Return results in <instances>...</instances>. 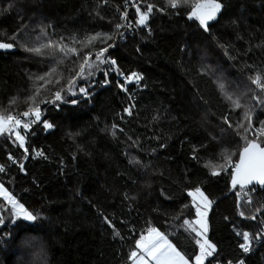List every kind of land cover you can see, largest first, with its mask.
Instances as JSON below:
<instances>
[{"label": "trees", "instance_id": "obj_1", "mask_svg": "<svg viewBox=\"0 0 264 264\" xmlns=\"http://www.w3.org/2000/svg\"><path fill=\"white\" fill-rule=\"evenodd\" d=\"M218 2L219 17L205 29L192 13L211 0L176 7L169 0H0V43L13 44L0 49V115L40 110L19 131L23 147L0 136V184L37 215L26 222L0 199L10 230L0 264H131L149 228L194 264L199 237L183 221L196 218L189 197L196 189L210 202L206 238L215 245L204 264H264V243L249 256L241 247L242 233L255 236L264 226V187L246 204L243 192L260 185L232 186L247 143L264 147L256 135L264 90L252 83L257 75L264 83V0ZM133 4V34L115 38L119 9ZM147 5L148 32L137 23ZM41 45L50 46L27 50ZM107 45L108 62L99 63L95 54ZM89 52L94 67L81 77ZM113 60L119 73L143 76L131 114L113 77L99 86ZM57 91L61 101L53 103ZM245 111L247 133L237 127L247 125Z\"/></svg>", "mask_w": 264, "mask_h": 264}, {"label": "snow or ice", "instance_id": "obj_2", "mask_svg": "<svg viewBox=\"0 0 264 264\" xmlns=\"http://www.w3.org/2000/svg\"><path fill=\"white\" fill-rule=\"evenodd\" d=\"M179 0H169V3L172 7H176ZM201 5H197L196 9H194L192 15L196 16L200 24L207 29V21L212 20L215 18L216 14L220 12L222 5L218 2V0H211V3L206 6V10L201 12L199 9ZM153 6L147 5V9L145 12H141L137 23L139 25H146L148 20L149 14L152 12ZM139 12V8H137ZM121 27V25H117V28ZM100 38V34L97 36L91 37L89 42L92 40H96ZM110 38V37H108ZM50 45H41L40 47H31L28 48V51L40 54L43 47H49ZM13 44L11 43H0V48L9 49L12 48ZM112 47V45H107L106 47L100 49L95 54L96 61L99 63H106L108 62L106 58H104V53L108 51V48ZM59 51L67 55L69 52L77 54L76 48H67L66 46L59 47ZM92 53L89 52L84 58L83 62L80 64V71L78 73L79 76H83L85 67L92 68L94 64L91 61ZM112 64H115V61H111ZM98 66V65H96ZM90 74V73H89ZM135 78L137 81L141 79V77L135 73L132 74V77L128 79ZM40 79H43L41 77ZM252 83L257 85L258 88L264 90V83H261V76L257 75L254 79H252ZM123 87V85H122ZM223 87V85H221ZM80 92L87 94L85 88H80ZM61 99V93L57 91L55 93V101ZM229 100H232L235 107L240 108L241 104L239 102V98L233 99L232 96L228 97ZM75 103V101H73ZM264 103V101H262ZM129 114H131L130 110ZM30 115H34L35 118L38 120L40 118V110L39 107L34 109H30L29 111H25L23 113V117H29ZM244 117L247 120V125L239 124L237 125L238 128H244L245 133L252 129L251 123V113L249 111H245ZM34 123L35 121H30ZM46 128L52 127L51 124L45 122L44 125ZM12 127H23L27 129L29 127V123H21V119L17 117H13L11 115L5 117L0 115V132L8 131ZM257 138L264 136V127L256 130ZM16 138L20 141V146H24V137L20 134L19 131L15 132ZM37 155H42V153H37ZM230 161V157L227 158ZM23 167V165H21ZM213 168V175H218L219 171L217 170V166L212 165ZM221 169L224 168V165L219 166ZM4 168L0 167V172H3ZM252 180H256L261 184H264V147H261L259 143L256 142L255 139L251 140L245 146L243 153H241L240 163L235 165V173L232 178V185L235 187L237 184H240L242 187L244 184L250 183ZM0 194L3 195L4 199L8 201L9 204L12 206V210L15 212L17 216H22L23 219L27 221H36L37 215H34L31 212L24 210L22 205H19L15 199L3 188V185L0 184ZM190 195L199 196L201 203L205 209L209 206L210 202L208 201L207 197L204 196L203 192L200 189L196 190V193H190ZM206 211H200L199 205H197V216L199 219L196 221V224L200 226V229H197L192 225L191 222L188 220H184L183 224L187 225L191 231H193L197 237H201L202 239H197L196 243L200 246V255L196 256L195 264H204L205 257L212 256L215 252V245L211 244L206 236L205 233L207 231V225L204 222V217L206 216ZM243 215V213H241ZM255 219V217H252ZM0 223H3V220L0 219ZM148 236H141L139 240L136 241V251H132L130 255V259L133 260L134 264H150V262H154V264H189L188 260L182 255L179 251L176 250L175 247L170 244L167 239L158 232L155 228L148 229ZM243 240L245 244H242L241 247L244 249L245 252L249 251V247L247 246L250 243V235L247 232L242 233ZM155 237V239H153ZM161 242H163L164 247L161 248ZM242 264V262H241Z\"/></svg>", "mask_w": 264, "mask_h": 264}, {"label": "built area", "instance_id": "obj_3", "mask_svg": "<svg viewBox=\"0 0 264 264\" xmlns=\"http://www.w3.org/2000/svg\"><path fill=\"white\" fill-rule=\"evenodd\" d=\"M132 7H134V4L131 5V6H126L124 8H121L119 9V12H118V19H119V25H121V27L117 28V33H116V36L115 38H120V37H123L124 35H132L133 34V19L131 18V13H130V10L132 9ZM145 30L148 32L149 31V28L147 26H144ZM113 77L114 80L116 81V85H117V88L121 91V92H124L125 94H127V97L130 101V103L128 104L127 106V109H131L133 104H132V100H133V96L136 94V92L140 91V90H143L145 88V86L143 85V76H140L141 79L139 81H137L134 77L132 78L129 86H131V91L130 93H126V88L128 87L126 85V82L128 80L129 77H132V76H129L128 74L126 73H119L118 72V69L116 67L115 64H112L111 62H109L105 68V71H104V80H102V82H100L99 86L101 87H106L110 84V78ZM123 85V87H122ZM81 96L83 97V99H87L89 98L90 96L85 94V93H82L81 92ZM61 101V100H59ZM24 113V112H23ZM23 113L17 115V116H14V117H17V118H20L21 119V123H29V127L27 129H24L23 127H19V128H16V127H12L10 130L8 131H4L2 134L4 135H7L9 137H11L12 139L16 140V141H19L16 136L14 135L16 131H24V130H28L30 128V125L32 124L30 121H33L34 118H33V115H30L29 117H23ZM11 144L13 146H15L13 144V141L10 140ZM10 161L12 163H15V159L10 157ZM264 186H255L253 188H250V190H246L243 192V195H245V198H244V201L246 204H251V197L250 195L251 194H254L256 192V190L259 188H263ZM10 230L7 229L5 227V224L3 223H0V245L6 241L7 239L10 238ZM250 243L247 245L249 247V251L245 252L244 249L242 248V251L244 253V255L246 256H249L251 255L254 251L258 250L261 245L264 243V226H262V228L258 231L257 234H255V236H252L250 233ZM244 244H245V241H244ZM242 261L238 262L237 264H241Z\"/></svg>", "mask_w": 264, "mask_h": 264}, {"label": "rangeland", "instance_id": "obj_4", "mask_svg": "<svg viewBox=\"0 0 264 264\" xmlns=\"http://www.w3.org/2000/svg\"><path fill=\"white\" fill-rule=\"evenodd\" d=\"M137 4H134V7L136 6ZM134 7H132V8H134ZM81 93V92H80ZM33 118H34V115H33ZM2 133L3 132H0V136L2 135ZM15 135V134H14ZM10 140H12L13 141V144L15 145V146H20V141H16V140H14V139H12L11 137H10ZM197 190V189H196ZM196 190H193V191H190L189 192V197H190V199H191V204L193 205V207H194V209H195V213H196V218H195V220H194V222H193V226L194 227H196L197 229H200V226L198 225V224H196V221L199 219V217L197 216V205H199V207H200V211H206V213L208 214V209H209V207H210V204H209V206L207 207V209H205L204 208V206H203V203H201V201H200V197L197 195V196H193V195H190V193H196ZM201 191V190H200ZM0 199L1 200H3L7 205H9L10 207H11V209H12V206H11V204H9L8 203V201L7 200H5L4 199V197H3V195L2 194H0ZM14 199V198H13ZM17 202V201H16ZM18 203V202H17ZM19 204V203H18ZM20 205V204H19ZM25 210V209H24ZM14 212V211H13ZM15 213V212H14ZM207 214H206V216L203 218L204 219V222L206 223V225H207ZM16 215V214H15ZM17 216V215H16ZM19 218H21L22 220H24V221H26V222H32V221H27V220H25V219H23V217L22 216H18ZM206 233H207V231H206ZM206 233H205V236H206ZM198 239H202L201 237H199ZM200 247V246H199ZM198 255H200V252H199V254ZM207 257H205V259H206ZM205 261V260H204ZM194 264H195V262H194Z\"/></svg>", "mask_w": 264, "mask_h": 264}, {"label": "water", "instance_id": "obj_5", "mask_svg": "<svg viewBox=\"0 0 264 264\" xmlns=\"http://www.w3.org/2000/svg\"><path fill=\"white\" fill-rule=\"evenodd\" d=\"M207 5H209V4H205V5H203V6L199 9V11H201V12L205 11ZM220 11H221V10H220ZM219 14H220V12H218V13L216 14V16H215L214 19L207 21V23H210V22L216 21L217 18L219 17ZM138 25H139V24H138ZM144 26H145V25H139V27H140L141 29H143ZM0 49H1V50H6V49H3V48H0ZM131 80H132V79H130V80L128 79V80H127V82H126V85H127V86L130 84ZM239 163H240V160H239L238 164H239ZM251 185H252V186H253V185L264 186V184H261V183H259V182L256 181V180H252L250 183L244 184L243 187H242L241 185H240V186H241L242 189H245V188H247V187H249V186H251ZM232 186H233V185H232Z\"/></svg>", "mask_w": 264, "mask_h": 264}, {"label": "crops", "instance_id": "obj_6", "mask_svg": "<svg viewBox=\"0 0 264 264\" xmlns=\"http://www.w3.org/2000/svg\"><path fill=\"white\" fill-rule=\"evenodd\" d=\"M149 235V233L146 235V236H148ZM153 239H155V237H153ZM161 248H163L164 247V244H163V242H161ZM131 264H134V262H132ZM150 264H154V262H150ZM189 264H191V263H189Z\"/></svg>", "mask_w": 264, "mask_h": 264}, {"label": "bare ground", "instance_id": "obj_7", "mask_svg": "<svg viewBox=\"0 0 264 264\" xmlns=\"http://www.w3.org/2000/svg\"><path fill=\"white\" fill-rule=\"evenodd\" d=\"M243 202V201H242Z\"/></svg>", "mask_w": 264, "mask_h": 264}]
</instances>
